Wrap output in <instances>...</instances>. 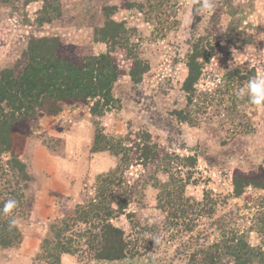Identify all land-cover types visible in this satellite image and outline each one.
<instances>
[{"label":"rangeland","instance_id":"374dc122","mask_svg":"<svg viewBox=\"0 0 264 264\" xmlns=\"http://www.w3.org/2000/svg\"><path fill=\"white\" fill-rule=\"evenodd\" d=\"M47 1L63 6L62 18L52 9L42 11L43 0L0 4V69L19 57L32 35L58 36L66 52L89 55L106 51V45L95 41L92 32L100 18L93 6L99 4L116 5L112 18L125 22L129 46L148 62L149 69L138 82L132 81L131 60L117 47L112 54L123 74L113 86L116 101L112 108L96 117L90 113L91 102L64 104L57 115L40 117L29 135L14 137L11 151L26 164L32 180L24 186L26 183H15L10 175L0 178V201L10 198L12 190L23 191V208L13 218L22 241L17 247L0 250V264H185V256L174 254L186 236L172 237L176 229L157 205V183L168 182L171 175L164 168L176 179L189 178L186 197L202 201L205 192L210 195L211 215L200 216L196 228L210 232L209 241L217 234L216 219L226 215L228 228L245 230L250 243L258 244L253 218L264 208V188L249 186L234 197L232 176L236 169L264 170V108L250 105L246 96L240 101L235 94L251 77L264 75V0H215L214 9L204 14L195 13L198 0H167L164 7L170 26L162 30L133 6L147 0ZM190 12L193 19L189 23ZM212 16L217 17L216 30L233 29L235 36L215 43V52L201 69L188 105L182 89L186 56L198 36L208 32L215 37ZM46 17L51 18L48 23L39 22ZM236 67L247 74L245 85L240 86L236 76L228 79L227 73ZM179 110L188 111L191 120H180ZM140 130H147L157 143L160 159L167 156L163 162L143 165L132 159L126 164L120 155L94 149L98 133L115 138L131 133L134 139ZM9 155L3 154V160ZM188 155L196 157L195 166L178 167L188 165L182 160ZM109 171L120 174L127 184L113 194L128 199L124 213L111 222L124 231L127 240L136 242L138 253L118 260L93 259L84 236L79 239L81 246L71 243L74 250L70 254L46 258L44 240L53 241L58 230L65 228L64 212L94 197L97 176ZM88 227V223H77L62 236L75 238ZM221 264L232 262L224 257Z\"/></svg>","mask_w":264,"mask_h":264},{"label":"trees","instance_id":"16d2710c","mask_svg":"<svg viewBox=\"0 0 264 264\" xmlns=\"http://www.w3.org/2000/svg\"><path fill=\"white\" fill-rule=\"evenodd\" d=\"M8 1L10 0H0V4ZM167 2V0H147L145 3H134L133 6L143 13L147 21L159 23L162 30L170 26L164 7ZM43 3L42 11L52 9L58 18L63 17L64 9L59 3L53 5L49 1L45 3L44 0ZM131 6L127 5L126 8ZM95 9L97 10L95 13L100 18L99 23L92 28L93 38L104 43L106 51L89 55L66 52L58 36L32 35L19 57L0 69V178L10 175L15 179V183L17 181L26 183L24 186L32 180L26 164L11 150L14 137L29 135L40 117L57 115L64 104L91 102L90 113L96 117L113 107L116 101L112 93L113 86L123 74L112 54L117 47L124 49L127 58L131 60L129 75L132 81L138 82L149 69L148 62L140 59L129 46L130 35L125 22L112 18L117 9L116 5L99 4L93 6V11ZM95 13L92 12L91 17ZM216 18L211 17L214 22L211 26L215 37L208 32L206 35L198 36L192 40L190 51L186 56L187 75L182 89L187 94L188 105L195 96L194 85L201 69L215 52V43L221 38L233 40L235 36L233 29L225 33L216 30L214 28ZM50 20L51 18L46 17L39 22L48 23ZM227 76L229 80L236 76L240 86L246 83L247 74L241 72L238 67L229 71ZM225 88L229 90V85ZM177 113L180 114L178 117L180 120H191L188 111L185 113L179 110ZM98 143L103 145L99 146ZM94 144L95 151H109L114 155H120L121 161L126 164L132 159L134 163L143 165L160 163L167 157L165 154L166 157L160 159L158 145L151 140L147 130L136 132L134 139H131V133L117 138L98 133L94 137ZM5 153L10 155L3 160L2 156ZM182 160L187 161L188 165H178L180 168L195 166L194 155L184 156ZM180 168L177 170H181ZM163 170L171 175L168 182L157 183L158 208L166 212L169 225L176 229L172 237L176 238L178 234L186 236L176 247L175 256H185V264H221L224 257L230 258L232 264H264V208L257 211L253 218L255 231L260 236L258 244L250 243L248 232L245 230L228 228L225 224L226 215H220L216 219L217 234L212 241H209L210 232L196 228L200 216L211 215L212 209L207 202L210 195L205 192L202 201L186 197L184 187L189 178L176 179L170 170L166 168ZM126 185V180L115 171L98 175L95 196L86 203L76 205L72 210L64 212L62 225L65 228H60L53 236L54 245L53 241L44 240L46 245L44 249L48 255L46 258L58 259L59 253L70 254L74 250L71 243L74 242L76 248L81 246L79 239L84 236L86 237L84 244L93 259L118 260L128 253H138L136 242L127 240L124 231L111 222L113 217L124 213L128 203L127 198H120L113 194V191H118ZM232 186L234 197L242 195L249 186L264 188V170L245 172L236 169L232 176ZM15 192L12 190L10 198L4 197L0 201V250L17 247L22 241L21 231L13 218L23 208V199H21L23 191L19 194ZM9 199L17 201V207L11 213L5 214L2 211L3 203ZM197 207L199 208L196 209ZM80 222L89 224L88 229L84 231L85 234L78 231L75 238L62 236L65 230ZM51 246H53L52 250Z\"/></svg>","mask_w":264,"mask_h":264},{"label":"clouds","instance_id":"9594fccd","mask_svg":"<svg viewBox=\"0 0 264 264\" xmlns=\"http://www.w3.org/2000/svg\"><path fill=\"white\" fill-rule=\"evenodd\" d=\"M199 6L195 8L196 14H204L211 12L215 7V0H198ZM193 19L190 12L188 14V22ZM239 98L247 97L248 103L256 108H264V75L253 76L248 81L245 87H240L235 93ZM17 207V201L9 199L3 203L2 211L5 214L11 213ZM11 227V225H10Z\"/></svg>","mask_w":264,"mask_h":264}]
</instances>
